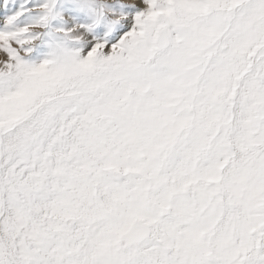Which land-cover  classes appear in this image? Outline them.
I'll return each mask as SVG.
<instances>
[{
  "label": "snow or ice",
  "instance_id": "1",
  "mask_svg": "<svg viewBox=\"0 0 264 264\" xmlns=\"http://www.w3.org/2000/svg\"><path fill=\"white\" fill-rule=\"evenodd\" d=\"M0 264H264V0H0Z\"/></svg>",
  "mask_w": 264,
  "mask_h": 264
}]
</instances>
